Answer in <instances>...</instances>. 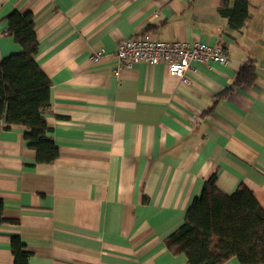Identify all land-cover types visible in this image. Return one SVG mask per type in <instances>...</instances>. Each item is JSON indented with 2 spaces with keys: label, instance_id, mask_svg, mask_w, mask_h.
Masks as SVG:
<instances>
[{
  "label": "crops",
  "instance_id": "1",
  "mask_svg": "<svg viewBox=\"0 0 264 264\" xmlns=\"http://www.w3.org/2000/svg\"><path fill=\"white\" fill-rule=\"evenodd\" d=\"M233 0H0V61L21 52L6 16L30 13L37 62L50 82L43 117L58 157L37 164L24 128L0 120V264H187L164 240L203 183L249 189L264 209V0L248 1L240 32ZM222 47L226 65L192 63L189 84L165 65L135 62L115 77L126 39ZM104 54L97 63L89 58ZM254 66L249 84L234 86ZM223 264H239L230 258Z\"/></svg>",
  "mask_w": 264,
  "mask_h": 264
},
{
  "label": "trees",
  "instance_id": "2",
  "mask_svg": "<svg viewBox=\"0 0 264 264\" xmlns=\"http://www.w3.org/2000/svg\"><path fill=\"white\" fill-rule=\"evenodd\" d=\"M246 0H233L230 8L223 1L218 8L227 18L228 28L240 32L251 18ZM5 34L21 47V52L0 61V120L24 128L23 139L35 151L37 164H50L58 149L43 112L50 106L48 78L35 57L37 39L30 13L16 11L6 16ZM254 66L244 64L234 86L249 84ZM216 174L204 183L200 194L188 207L182 225L165 240L171 254H182L187 264H223L235 258L239 264H264V209L243 184L230 195L220 192ZM0 200V224L7 223ZM14 264H27L29 253L17 236L10 240Z\"/></svg>",
  "mask_w": 264,
  "mask_h": 264
},
{
  "label": "built area",
  "instance_id": "3",
  "mask_svg": "<svg viewBox=\"0 0 264 264\" xmlns=\"http://www.w3.org/2000/svg\"><path fill=\"white\" fill-rule=\"evenodd\" d=\"M104 52L93 54L89 60L97 63ZM115 77L123 69H130L135 62L143 61L151 66L165 65L168 72L179 77L182 84L188 85V72L192 63L211 66L214 63L226 65L228 56L225 50L218 46L201 42L158 41L147 35L121 41L115 51Z\"/></svg>",
  "mask_w": 264,
  "mask_h": 264
}]
</instances>
